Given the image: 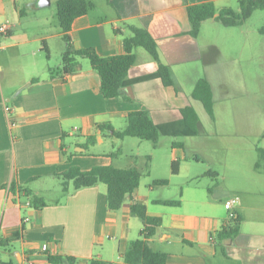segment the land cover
Returning <instances> with one entry per match:
<instances>
[{
	"label": "crops",
	"instance_id": "crops-1",
	"mask_svg": "<svg viewBox=\"0 0 264 264\" xmlns=\"http://www.w3.org/2000/svg\"><path fill=\"white\" fill-rule=\"evenodd\" d=\"M57 1L0 0V26L10 21L12 35L5 41V35L0 34V51L29 43L43 50L46 42L51 54L52 43L57 40L63 53L66 44L62 33L48 31L43 12ZM94 1L96 8L77 18L72 25L70 34L75 47L94 48L103 57L121 55L124 53L123 37L117 35L115 29L125 23L144 27L156 39L163 62L172 70L176 87L163 84L157 63L141 48L137 50L136 65L124 81L126 90H132L133 102L105 98L101 78L86 58L79 59L76 73L55 78L49 73L50 66L39 61L34 65L36 76L9 94L3 92L0 82V241L11 239L14 231L24 226L21 238L10 243H16L19 249L6 250L0 263L15 262L11 258L14 255L19 264H49L46 255L50 254L75 257L77 264H89L92 259L126 264L119 249L133 241L132 225L136 217L131 214V206L142 202L150 216L163 219L162 226L151 239V246L167 255L166 264H264V219L246 216L247 210L260 211L251 206L247 198L264 197V179H260L262 188L254 190L202 187L191 163L193 160L187 154V144L176 140L177 137L209 136L202 114L207 111L194 97L199 79L204 77L209 82L214 104L216 90L220 94L225 90L237 91L245 83L243 72L238 68L241 66L238 56L226 58L218 43L200 40L207 21L197 38L191 35L187 6L212 2L218 9L232 8L236 0H189L187 4L183 0ZM27 10L35 13L40 30L32 37L24 31L25 38L18 41L14 30L28 24L23 21ZM258 33L264 35L261 30ZM223 36L227 41L225 46L229 47L232 40H244L246 44L249 39L245 34L228 32ZM195 66L201 67L202 74L192 77ZM0 67L3 69L4 65L0 63ZM7 105L12 109L13 126L8 120ZM188 107H193L201 120V126L196 125L195 130L188 126L183 114ZM142 110L150 112L159 128L161 141L147 154L142 152L144 145H139L138 151L132 154L137 160L130 158L127 166L116 164L108 157L110 153L101 156L78 147L92 135L97 136V144H104V138L109 136L98 130L99 124L110 123L116 130H123L128 115ZM258 136L259 147L264 149V132ZM75 137L81 139L74 145L76 154L68 162L64 153L71 155L72 152L67 141ZM171 139L182 143L183 147H173V142L165 146L164 142ZM254 150L257 151V146ZM193 153L198 152L193 150ZM147 155L151 156L149 190L143 193L139 187L119 211L108 209L106 185L98 184L65 195L57 176L72 166L84 171L100 165L144 169L141 158ZM194 159L199 163L197 154ZM177 160L181 161V166L179 173L174 175L171 166ZM160 179H168L169 185L152 187L153 181ZM12 182L18 187H28L43 199L41 194L47 191V184H60L62 199L54 203L44 199L47 205L39 209L22 207L28 202L27 198L9 191ZM171 190L174 196H166ZM235 196L240 198L239 203L232 210L226 209L225 203ZM158 200H180L181 205H159L156 204ZM235 212L244 220L241 233L233 241H219L218 233L229 224ZM248 220L252 227L246 230Z\"/></svg>",
	"mask_w": 264,
	"mask_h": 264
},
{
	"label": "trees",
	"instance_id": "trees-1",
	"mask_svg": "<svg viewBox=\"0 0 264 264\" xmlns=\"http://www.w3.org/2000/svg\"><path fill=\"white\" fill-rule=\"evenodd\" d=\"M186 4L189 0H183ZM239 10L231 7L218 9L214 3L206 2L200 4H188L187 10L191 24V35L197 38L201 32L204 22L215 20L225 27L243 26L256 11L264 10V0H237ZM96 8L94 0H58L56 3V17L59 28L62 33V39L65 42V50L62 53L61 66L57 68L49 67V73L52 78L58 76H68L77 72L79 68V59L86 58L90 61L92 69L97 72L101 78L102 93L105 98H119L125 101L133 102L129 96L124 81L130 70L136 65L138 56L137 50L144 49L158 65V73L163 84L168 87H176V81L169 65L165 64L161 58L160 50L156 39L150 32L140 26L125 23L121 28L115 29V33L123 37L124 53L117 56L103 57L98 54L94 48H76L71 37V30L74 21L82 16L89 14ZM264 34V30H261ZM11 32L5 34L10 36ZM43 50L50 59V51L47 43L44 42ZM194 97L202 102L207 113L214 120V100L212 88L209 82L202 77L196 83ZM1 101V89H0ZM8 106V105H7ZM184 117L189 127L195 130L196 125L201 126V120L193 107L183 110ZM98 130L117 140L123 141L125 138H137L143 142H151L154 147H158L161 140L159 128L154 123L150 112L146 110L131 112L127 118V126L123 130H116L110 123H102L97 126ZM96 135L89 136L83 144L78 145L89 151L97 144ZM173 147H183L182 143L173 142ZM121 153H110L108 157L115 160ZM258 161L255 169L264 174V149L257 147ZM76 154V152L74 153ZM73 153L66 156L67 161L71 162ZM137 160V156L131 157ZM151 166V156L146 157L144 169L138 166L121 168L116 165L95 166L91 170L84 171L80 167L72 166L67 171L57 175L62 183L63 193L68 195L84 188L104 184L107 187V206L110 211H119L128 197L140 187L144 174H149ZM181 161L172 162V173L177 175L180 171ZM209 176L218 177L216 172L207 173ZM217 179V178H216ZM168 179L154 180L152 187L168 186ZM218 183V182H217ZM218 186V184H217ZM212 190V189H210ZM9 191L14 195L27 198V203L22 207H31L35 209L43 208L47 205L46 201L34 194L28 187H18L16 182H12ZM29 203V205H27ZM156 204L178 207L180 200H158ZM133 217L140 219L143 223V229L140 232V239L127 242L124 247H120L119 254L126 264H166L167 255L155 250L151 246V239L156 235L158 228L163 224L161 217L150 216L147 207L142 202L134 203L131 206ZM243 217L239 212L233 214L232 220L225 225L218 233L219 241H233L241 233ZM25 223V220H24ZM24 226L14 231L12 238L6 241H0V245L8 246L11 242L21 238ZM224 256H227L225 248L222 249ZM46 260L49 264H77L78 260L72 256H54L47 254ZM0 264H19L17 262H1ZM23 264V263H22ZM89 264H111L99 259H92Z\"/></svg>",
	"mask_w": 264,
	"mask_h": 264
},
{
	"label": "rangeland",
	"instance_id": "rangeland-1",
	"mask_svg": "<svg viewBox=\"0 0 264 264\" xmlns=\"http://www.w3.org/2000/svg\"><path fill=\"white\" fill-rule=\"evenodd\" d=\"M232 8L236 11L239 10L237 0L233 2ZM43 12L47 19L48 31L60 32L56 17V4L53 3ZM35 17V13L27 10L23 21L28 22V24L14 30V33L17 31L15 39L23 40L25 38L24 31L26 35L32 37L40 30ZM259 30H264V10L254 12L253 16L240 27H225L215 20H209L203 25L200 36L202 43H218L226 54V58L234 54L238 56L241 60V66L238 65V68L243 72L245 83L237 91L225 90L223 94H220L216 90L215 119L213 120L207 113H202L203 123L209 132V136L205 135L199 138L177 137L176 139L187 144V154L193 160L191 163L202 187L211 186V188L217 189L218 186L223 188L231 186L245 190L262 188L259 184L261 183L260 179H264V176L255 170V164L259 158L257 151L254 150L256 146H261L258 134L264 132V35H260ZM226 32L245 34L249 38L248 42L245 44L244 40L235 39L230 41L232 43L230 47L225 46L227 41L224 40L223 34ZM11 37L12 35L5 36L4 39L8 41ZM255 38L256 40H254ZM59 43L57 40L52 43V53L49 60L46 52L39 49L35 43L0 51V63L4 65L3 69L0 67V82L3 83V92L5 94L14 92L16 88H21L30 77L36 76L37 70L34 65L39 61L47 63L52 68H57L62 60V49L59 48ZM192 69V77L202 74L201 67L195 66ZM80 139V137H75L69 138L67 141L73 154L76 151L74 145ZM104 141V144H96L89 151L101 156L121 151L115 159V163L120 166H127L130 163V158L133 156L132 154L138 151L139 145H144L142 147L144 154L151 152L153 148L151 142H143L137 138L127 137L124 139V143L112 137L104 138ZM130 141H132L131 144ZM173 141L174 139H171L164 144L168 147ZM196 142L206 148L203 150L199 145H195ZM193 150L198 153H193ZM196 154L200 158L197 164L194 161ZM147 156L141 158L144 165ZM236 167H238L237 170ZM209 172H216L219 176H209L207 175ZM151 181L149 174H144L140 184L143 193L149 190ZM45 188H48L47 191H43L41 195L47 202L54 203L62 199L60 184H53L52 186L47 184ZM166 194L169 197L174 196V191H167ZM247 199L248 201L251 200V206L260 209V211L247 210L246 216L249 219H264V197L257 196ZM251 227V220H248L245 229L249 230ZM142 228V221L134 218L132 240L141 238ZM18 249L16 243L9 246L0 245V259H4L6 250L14 252ZM11 258L17 262L14 255H11Z\"/></svg>",
	"mask_w": 264,
	"mask_h": 264
},
{
	"label": "built area",
	"instance_id": "built-area-1",
	"mask_svg": "<svg viewBox=\"0 0 264 264\" xmlns=\"http://www.w3.org/2000/svg\"><path fill=\"white\" fill-rule=\"evenodd\" d=\"M10 27H11V22L10 21H7L5 24L1 25L0 26V34L1 35L7 34L9 32V30H10ZM11 112H12L11 107L6 106V113H7V116H8V120H9L11 126H13L15 123L13 122V119L11 118ZM239 201H240V198L238 196L232 197L231 199H229L225 203L226 209L232 210L234 208V206L239 203ZM27 205H29V203Z\"/></svg>",
	"mask_w": 264,
	"mask_h": 264
},
{
	"label": "water",
	"instance_id": "water-1",
	"mask_svg": "<svg viewBox=\"0 0 264 264\" xmlns=\"http://www.w3.org/2000/svg\"><path fill=\"white\" fill-rule=\"evenodd\" d=\"M127 92H128V94H129L130 97H132V98L134 97L133 96V93H132V90L130 88H127ZM81 150L84 151L85 149L84 148H81ZM18 261L21 262L20 259H18Z\"/></svg>",
	"mask_w": 264,
	"mask_h": 264
}]
</instances>
